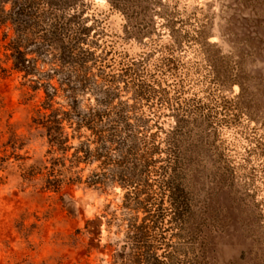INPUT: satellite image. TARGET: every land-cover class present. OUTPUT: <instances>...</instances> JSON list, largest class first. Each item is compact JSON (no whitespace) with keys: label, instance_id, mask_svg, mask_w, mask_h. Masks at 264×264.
Segmentation results:
<instances>
[{"label":"rangeland","instance_id":"374dc122","mask_svg":"<svg viewBox=\"0 0 264 264\" xmlns=\"http://www.w3.org/2000/svg\"><path fill=\"white\" fill-rule=\"evenodd\" d=\"M55 2L71 66L0 26V264H264V0Z\"/></svg>","mask_w":264,"mask_h":264},{"label":"trees","instance_id":"16d2710c","mask_svg":"<svg viewBox=\"0 0 264 264\" xmlns=\"http://www.w3.org/2000/svg\"><path fill=\"white\" fill-rule=\"evenodd\" d=\"M56 5L55 0H0V26L10 25L14 32V39L7 46L13 69L29 75L33 72L31 70L37 69L38 59L56 45L59 46V53L53 54L55 69H64L73 64L67 50L59 45L61 37H58L54 19ZM34 34H38V38H30ZM32 55L35 57L29 58ZM51 96L48 94L49 100ZM60 125L56 119H48L46 125L50 143L56 146L65 143ZM85 154L87 159L90 153L86 151Z\"/></svg>","mask_w":264,"mask_h":264}]
</instances>
